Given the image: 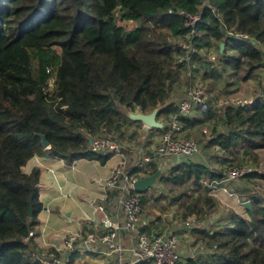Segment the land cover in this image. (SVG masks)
Returning a JSON list of instances; mask_svg holds the SVG:
<instances>
[{
  "label": "trees",
  "instance_id": "trees-1",
  "mask_svg": "<svg viewBox=\"0 0 264 264\" xmlns=\"http://www.w3.org/2000/svg\"><path fill=\"white\" fill-rule=\"evenodd\" d=\"M123 11L136 22L134 31L116 25ZM178 11L201 13L192 54L199 67L211 77L233 80L227 81L230 88L237 80H252L257 95L251 106L226 105L222 112L207 98L205 112L194 109L182 119L181 136L189 139L182 134L191 130L190 120L199 127L219 116L202 138L207 148L221 153L220 169L183 159L167 175L160 171L150 187L156 193L152 205L165 200L167 213L174 209L170 222H189L194 243L206 251L179 264H264V203L250 197L248 219L227 213L202 228L196 214H206L216 203L206 187H189L200 179L221 178L225 167L249 166L233 163L239 152L259 165L256 151L264 150V0H0V264H40L31 256L35 244L29 237L42 208L39 173L23 171L29 159L35 154L69 162L91 158L100 153L90 151L89 140L105 132H114L121 143L138 142L130 147L136 148L143 143V125L128 112L162 107L156 120L165 125L177 111L176 78L182 66L177 59L188 38ZM230 29L248 38L229 36ZM201 50L217 52L216 64L201 59ZM164 129L150 130L159 136ZM157 170L155 159L137 178ZM245 181L264 183V173L255 169ZM157 182L188 184L189 189L170 200ZM147 192H139L145 211Z\"/></svg>",
  "mask_w": 264,
  "mask_h": 264
},
{
  "label": "built area",
  "instance_id": "built-area-1",
  "mask_svg": "<svg viewBox=\"0 0 264 264\" xmlns=\"http://www.w3.org/2000/svg\"><path fill=\"white\" fill-rule=\"evenodd\" d=\"M213 10V9H212ZM170 14L171 11L169 10ZM188 28V38L181 45L184 55L178 57L177 62L188 65L195 52L194 38L198 36L196 25L202 21L201 13L188 14L178 11ZM219 17L218 13L216 14ZM228 35L236 39H245V33ZM214 56L210 60H214ZM255 99L233 100L230 106H251ZM228 100H217L215 108L226 105ZM208 104L200 87L188 88L178 101V109L164 125L165 129L158 136L152 153L146 152L141 144L127 152L117 139L114 132H105L90 139L89 149L93 153H102L115 156L117 161L110 175L101 183L99 199L92 200L94 225L98 229L86 231L84 234L68 233L61 249H36L31 253L32 258L40 264H70L71 258L77 253L95 252L112 259V264H179L183 261V241L180 239L179 226L173 224L163 231H153L151 223L159 216L156 210H151L152 218L143 208V199L134 189L133 183L137 175L146 171L149 164L155 159L162 160L165 167H172L181 159H190L198 152L195 141L181 136V122L184 117L192 114L194 109L201 112L207 110ZM168 162H167V161ZM162 164V163H161ZM163 164V165H164ZM163 168V167H162ZM255 169L251 166L225 167L218 181L208 183L209 189L216 194L218 191L234 198L237 204L244 209L250 197H255L264 203V183H246L245 177ZM229 187H245L246 197L239 195ZM147 198L153 201L156 193L150 188ZM103 201L111 203V210L106 211ZM155 213V214H154ZM175 223L176 220H174ZM185 228L189 222L182 223ZM181 224V225H182ZM177 225V224H176ZM102 226V229H101ZM181 227V226H180ZM182 227V228H184ZM185 230V229H184ZM34 236L33 232L29 237ZM206 254V251L202 252ZM191 257V256H190Z\"/></svg>",
  "mask_w": 264,
  "mask_h": 264
},
{
  "label": "crops",
  "instance_id": "crops-1",
  "mask_svg": "<svg viewBox=\"0 0 264 264\" xmlns=\"http://www.w3.org/2000/svg\"><path fill=\"white\" fill-rule=\"evenodd\" d=\"M239 94L244 93L241 91ZM215 109L218 110L220 108ZM190 121L191 122H188L187 125L192 126L191 130L198 128L196 124L193 125L192 120ZM141 132L143 133V136H141V141L143 140L142 144L144 145L146 152H149L150 154L156 145L158 139L157 133L145 126L142 127ZM200 132L204 137L203 133H206V131L201 129ZM121 144L127 152H131L133 149L130 148L132 147L130 146L131 141L128 144L126 142H122ZM215 150L219 152L218 148ZM257 153H259L261 158H264V150L257 151ZM116 161V157L109 154H97L91 158L78 157L70 162L62 158L48 156L46 154H35L27 161V163L23 166V171L25 173H30L33 169L38 170V197L42 206L37 218L38 223L33 230L34 236L32 238L35 244V250L38 248L61 249L63 246V240L68 233L84 234L86 231H92L95 228H100L99 224L94 225L95 222L93 220L94 214L91 201L99 199V194L101 192L100 187H102L101 183L110 175ZM156 161L157 163L159 162V171H161L162 174L167 175L166 171L163 173L164 168H166L163 165L164 162L160 159ZM182 161L183 159L177 161L176 164L173 165L177 166ZM192 162L195 163L194 161ZM196 164L202 165L201 163ZM260 166L261 169H256V172L264 173V159L261 160ZM215 169L219 168L216 166ZM219 179L220 178L216 177L212 178L210 181H208L207 178L200 179L195 186L191 184L189 187H198L200 184L201 187H206L207 194L218 202L223 203L225 201L227 204H232L230 206L240 208L237 201L234 198L229 197L226 193L218 191V193L214 194L210 191L208 183L218 181ZM229 188L232 191L235 190L241 196H244L247 193L245 191V187ZM162 201L164 202L163 205L159 201V210L155 207H151L148 210L149 218H152L153 216L151 210H156L159 214L158 218L151 223V228L153 231L157 232H159L158 229L160 228L161 223L165 221V216L172 213V211L167 213V207L164 208V206H166V201ZM103 204L106 211L109 212L112 208L111 203L103 201ZM242 210L243 212L236 214L240 216L247 215L245 208ZM193 219L194 218H190L189 221ZM205 225L206 224L202 223V226ZM182 227L183 225L181 227L179 226L181 241H184L183 238H186V236H194L188 228ZM184 229L185 232H183ZM187 231H189V233H187ZM105 259H108V257L100 253H77L72 256L70 264H107L108 261L106 262Z\"/></svg>",
  "mask_w": 264,
  "mask_h": 264
},
{
  "label": "rangeland",
  "instance_id": "rangeland-1",
  "mask_svg": "<svg viewBox=\"0 0 264 264\" xmlns=\"http://www.w3.org/2000/svg\"><path fill=\"white\" fill-rule=\"evenodd\" d=\"M129 13L128 12H120L117 14V18H116V25L118 27L123 28L125 31H134L135 27L137 26L136 22L132 19L128 18ZM182 44V43H181ZM217 52L214 53L213 52H206L205 50H201L200 51V56L202 57L201 59L205 58L207 62L211 63V64H216V59H218L216 57ZM214 56V60H210V57ZM213 61V62H210ZM218 69H220L221 71V67L219 65ZM178 76L176 78V90L177 93L179 94L177 97V101H179L185 91L188 88L191 87H200L203 90V94L204 97L207 98L211 101L210 103H215L217 100H221L223 101L224 98L226 100H228V103L226 105H230V102L232 103V101L235 100H243V99H255L256 98V93H255V88H254V82L252 80L250 81H243L240 82L239 80H237V82H234L235 85L230 88L228 86V80L229 81H233L230 78L227 77L226 78H217V77H211L210 76V71L206 68V69H201L199 67V63H197V61H194L193 58H191V62L188 65H182L181 67H178ZM241 75V74H240ZM233 83V82H232ZM231 85V84H229ZM241 91H243L244 94H239L241 93ZM230 101V102H229ZM226 105L222 106L221 112H222V108H224ZM219 109V110H220ZM219 116H216V118ZM214 118L213 120H215V122L218 120ZM213 121H211L210 123H205L200 125L198 128L196 129H192L190 131H185L183 132V136L185 135L186 137H188L189 139L193 140L196 142L197 146L199 147V151L192 157H190L191 161H194L195 163H201L204 166H207V168L211 167L212 170H215L216 166L219 167V163L217 161V159H221L220 152H217L213 147H209L207 148L206 146V142H204L202 135H201V129H204L206 131V133H210L213 124L215 123ZM188 134V136H187ZM118 137V136H117ZM119 140V139H118ZM133 141V140H132ZM120 142V141H119ZM122 145V144H121ZM138 142L133 141L131 142L130 146H137ZM139 147V146H138ZM206 147V148H205ZM257 153V151H256ZM259 155V153H257V156ZM236 157L238 158V160L234 161L233 163H241V162H246L249 163V166H251L254 169H261L260 166V162L261 160H263L264 158L260 157V155L258 156V161H259V165L257 167H255V164L248 160L247 158H242L243 155L241 154V152H239L238 154H236ZM217 158V159H216ZM260 158V159H259ZM188 160V161H189ZM168 162V161H167ZM166 165V163L164 164V166ZM260 166V168H259ZM172 167H166L164 168L163 173L166 171L167 173L170 171ZM209 168V169H211ZM220 169V167H219ZM190 184L191 181H188ZM187 184V185H188ZM192 184V183H191ZM190 184V185H191ZM187 185H183V186H179V185H175L173 183H160L157 182V185H155L156 187H163L164 192L167 193L168 199L171 200V197H174L176 195H178L179 193L186 191L187 189H189V187H187ZM162 190V191H163ZM154 192V191H153ZM214 199V198H213ZM216 205L214 206V208L212 209H208L206 207V214L202 215V214H196L195 218L200 221V223H198L200 225V227L202 228H210L211 225H213V223L216 220H221L222 217L224 215H226L227 213H240L243 212L242 208H237L234 206H230L232 204H227L225 201L222 202H218L217 200H215ZM149 203V208L151 207H155L156 209L158 208V210L160 209L159 206V202L158 204L152 205V201H148ZM160 203L163 205V201L160 200ZM167 206H164V208ZM162 208V206H161ZM170 210V208H168ZM181 213L183 212L182 210H180ZM174 215V209L172 210V213L170 215H166V219L165 221H163V223H161L160 228L158 229L160 230H165L166 228L170 227L172 224L177 228L178 225H176L175 221L170 222L173 218ZM245 219H248V216H242ZM194 218V217H193ZM203 224H206L205 226H202ZM185 232V230L183 231ZM187 233H189V231H187ZM183 249H184V257H183V261L187 258H191V257H196L198 256L200 253L204 252L203 249L200 248V246L196 243H194V239L195 236L191 237V236H186V238H183ZM191 256V257H190ZM106 262L108 261L107 264H112V259L108 258L105 259Z\"/></svg>",
  "mask_w": 264,
  "mask_h": 264
},
{
  "label": "water",
  "instance_id": "water-1",
  "mask_svg": "<svg viewBox=\"0 0 264 264\" xmlns=\"http://www.w3.org/2000/svg\"><path fill=\"white\" fill-rule=\"evenodd\" d=\"M223 48V43L220 44V51ZM162 107H158L153 109L149 113H141V112H128V117L133 121L140 122L143 126L148 129H162L164 128V124L156 120V114L161 111ZM41 144L43 147H47V141L44 136L41 135ZM90 142V140H89ZM160 174V171L157 170L153 175L145 176L143 178L137 179L134 183V189L137 192L147 191L156 181ZM250 204L246 203L245 207L249 208ZM31 213V212H30Z\"/></svg>",
  "mask_w": 264,
  "mask_h": 264
}]
</instances>
